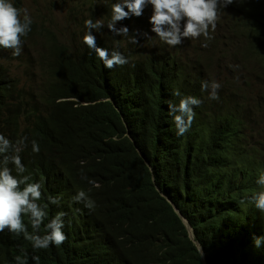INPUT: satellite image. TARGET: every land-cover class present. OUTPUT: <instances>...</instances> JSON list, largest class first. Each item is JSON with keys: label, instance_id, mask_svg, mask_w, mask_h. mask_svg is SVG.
Masks as SVG:
<instances>
[{"label": "trees", "instance_id": "trees-1", "mask_svg": "<svg viewBox=\"0 0 264 264\" xmlns=\"http://www.w3.org/2000/svg\"><path fill=\"white\" fill-rule=\"evenodd\" d=\"M31 28L28 37L42 34L35 23ZM95 36L98 47L117 48L125 55L143 50L132 42L122 49L117 35ZM45 42L49 81L37 102L26 97L0 63V131L13 144L27 138L19 153L26 171L20 175L45 181L50 197L59 200L47 205L38 231L24 217L28 232L48 234L47 223L65 213L67 239L59 247L34 249L23 234L6 229L0 233V264H18V256L25 264H37L35 256L39 264H264V241L254 245V238L264 236V215L252 200L260 191L256 181L264 170V143L256 149L244 137L231 138L236 132L230 120L204 110L194 116L195 125L177 135L164 102L176 88L189 87L177 85L176 64L148 58L109 69L84 42L70 48L50 33ZM61 98L79 102H58ZM26 105L44 107L43 124H32L27 134L16 133L11 129ZM33 140L39 153L32 151ZM218 171L227 187L222 195L216 193V203L205 201L214 192L205 180ZM80 191L95 201L94 209L74 200ZM161 194L189 222L204 255Z\"/></svg>", "mask_w": 264, "mask_h": 264}, {"label": "clouds", "instance_id": "clouds-1", "mask_svg": "<svg viewBox=\"0 0 264 264\" xmlns=\"http://www.w3.org/2000/svg\"><path fill=\"white\" fill-rule=\"evenodd\" d=\"M76 1L80 6L71 24L75 37L65 40L31 17L27 9H23L21 0H0V63L16 80L18 88L26 92V97L37 102L38 97L46 93L49 77L44 64L49 59V52L45 35L50 33L70 48L84 42L109 69L124 64L133 66L148 58L157 59L164 65L166 62L176 64L180 75L177 85L184 83L189 87L184 91L175 86L164 102L170 108L177 135H184L191 124L195 125L194 116L198 110H204L230 120L236 132L230 133L231 138L244 137L256 149L264 143V0H100L102 3L98 6L94 3L96 0ZM32 23L38 26L41 35L27 36ZM95 34L117 35L122 49H128L132 42L143 50H131L125 55L120 49L106 47L112 52L109 56L107 49L97 46ZM156 48L163 52L156 53ZM21 52L26 53V58ZM28 52L32 53L33 59ZM16 58L22 61L29 74H32L35 62L39 75L36 78L27 77L29 74L17 76L10 69V62ZM61 101L79 102L77 98L58 100ZM161 110L166 113L165 108ZM45 114L43 106H24L11 130L27 134L32 124L41 121ZM26 139L13 144L8 134L0 131V155L3 156L0 160V233L7 229L15 236L23 234L34 249H47L53 244L59 247L67 239L62 231L65 213H59L47 223L49 231L44 236L30 234L24 221L28 216L32 229L38 231L47 217V205L59 203L50 197L45 181L20 175L26 171L19 155ZM32 151H40L35 140ZM146 166L152 172L150 165ZM82 179L86 177L82 176ZM205 182L214 192L206 194L203 200L216 203V193L222 195L227 187L224 173H212ZM256 182L260 191L252 200L256 210L264 215V170ZM218 183L222 184L221 189ZM161 196L178 213L168 197ZM74 200L90 210L96 206L84 191L78 192ZM178 215L187 227L190 240L204 255L189 222ZM262 241L264 236L256 237L254 245L260 247ZM33 259L39 264L38 256ZM16 260L18 264H25L19 256Z\"/></svg>", "mask_w": 264, "mask_h": 264}, {"label": "rangeland", "instance_id": "rangeland-1", "mask_svg": "<svg viewBox=\"0 0 264 264\" xmlns=\"http://www.w3.org/2000/svg\"><path fill=\"white\" fill-rule=\"evenodd\" d=\"M21 2L23 9H27L31 17L37 18L40 22L46 24V26L50 27L60 38L69 40L75 37L73 33L74 27L71 24H73L72 22L75 20L73 18L75 11L80 6L76 0H21ZM143 38H145V36H143ZM21 54L26 58L25 52H21ZM28 55L33 59L31 52H28ZM11 56L13 55L11 54ZM10 69L17 76L24 77V74H29L28 70L25 71L22 61L18 58L10 62ZM38 73L37 66L34 62L32 74H29L27 77L36 78L39 75Z\"/></svg>", "mask_w": 264, "mask_h": 264}, {"label": "bare ground", "instance_id": "bare-ground-1", "mask_svg": "<svg viewBox=\"0 0 264 264\" xmlns=\"http://www.w3.org/2000/svg\"><path fill=\"white\" fill-rule=\"evenodd\" d=\"M151 25V24H150ZM35 27V26H34ZM33 27V28H34ZM32 29V28H31ZM33 30V29H32ZM34 35V34H33ZM11 54H12V50H11ZM30 56V55H29ZM33 57V56H32ZM37 66V65H36ZM1 70V69H0ZM2 71H4V70H2ZM1 71V72H2ZM7 71V70H6ZM140 71V70H139ZM4 74V73H3ZM7 77V76H6ZM2 80H3V78L2 77H0V84H1V82H2ZM109 80L108 79H105V83H106V86H108L109 85ZM48 91H49V89H48ZM57 91V90H56ZM55 91V92H56ZM59 93V92H58ZM167 93V92H166ZM138 94V93H137ZM60 95V94H59ZM165 95V94H164ZM48 96V95H47ZM138 96V95H137ZM55 97V96H54ZM43 98V97H42ZM43 99H45V98H43ZM57 99H58V96H57ZM169 99V98H168ZM23 100V99H22ZM170 101V100H169ZM121 103V102H119V101H116V103ZM47 103V102H46ZM50 103H52V102H50ZM49 103V104H50ZM54 103V102H53ZM52 103V104H53ZM51 104V105H52ZM25 105V104H24ZM119 105V104H118ZM27 106V105H26ZM42 106V105H41ZM120 107H121V105H120ZM122 108H123V106H122ZM139 108H141V107H139ZM7 114V113H6ZM9 114V113H8ZM8 117V116H7ZM58 119V118H57ZM41 122V121H40ZM42 124H43V121L41 122ZM51 123H52V121H51ZM48 124H50V122L48 123ZM53 124V123H52ZM42 126V125H41ZM45 126V125H44ZM51 126V125H50ZM50 126H48V128L50 127ZM43 127V126H42ZM52 129V128H51ZM45 131H46V129H45ZM53 132V131H52ZM55 133V132H54ZM49 137V136H48ZM47 137V138H48ZM52 137V136H51ZM50 138V137H49ZM45 140V139H44ZM134 140H135V142H136V144L140 147L141 146V144L137 141V139L135 138V136H134ZM48 141V140H47ZM45 142H46V140H45ZM28 143V142H27ZM48 143V142H47ZM26 145V144H25ZM28 145V144H27ZM24 146V145H23ZM52 204V203H51ZM88 217V216H87ZM87 217H84V219H86V220H84V221H86V223L87 222H89V218H87ZM86 225H88L87 227H91V226H89V224H86Z\"/></svg>", "mask_w": 264, "mask_h": 264}]
</instances>
